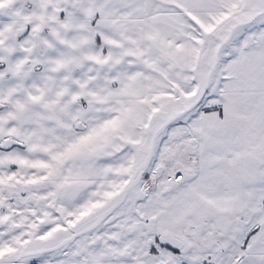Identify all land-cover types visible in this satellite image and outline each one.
<instances>
[{
  "label": "snow or ice",
  "instance_id": "snow-or-ice-1",
  "mask_svg": "<svg viewBox=\"0 0 264 264\" xmlns=\"http://www.w3.org/2000/svg\"><path fill=\"white\" fill-rule=\"evenodd\" d=\"M0 264H264V0H0Z\"/></svg>",
  "mask_w": 264,
  "mask_h": 264
}]
</instances>
